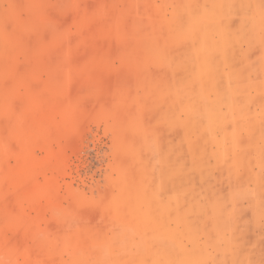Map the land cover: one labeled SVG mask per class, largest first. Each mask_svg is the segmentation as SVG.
<instances>
[{"label":"rangeland","instance_id":"obj_1","mask_svg":"<svg viewBox=\"0 0 264 264\" xmlns=\"http://www.w3.org/2000/svg\"><path fill=\"white\" fill-rule=\"evenodd\" d=\"M262 81L264 0H0V264H264Z\"/></svg>","mask_w":264,"mask_h":264},{"label":"crops","instance_id":"obj_2","mask_svg":"<svg viewBox=\"0 0 264 264\" xmlns=\"http://www.w3.org/2000/svg\"><path fill=\"white\" fill-rule=\"evenodd\" d=\"M261 85H262V90L264 89V81H262V83H261ZM232 106H234V105H232ZM262 125V123L260 122V126ZM262 127H263V125H262ZM263 139H264V137H262ZM232 141H233V143L234 144H236L237 142H235L234 140H236L235 138H234V140L233 139H231Z\"/></svg>","mask_w":264,"mask_h":264}]
</instances>
